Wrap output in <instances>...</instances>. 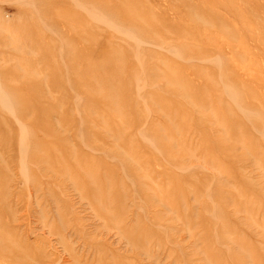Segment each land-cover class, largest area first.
Segmentation results:
<instances>
[{"label":"rangeland","instance_id":"obj_1","mask_svg":"<svg viewBox=\"0 0 264 264\" xmlns=\"http://www.w3.org/2000/svg\"><path fill=\"white\" fill-rule=\"evenodd\" d=\"M0 264H264V0H0Z\"/></svg>","mask_w":264,"mask_h":264},{"label":"bare ground","instance_id":"obj_2","mask_svg":"<svg viewBox=\"0 0 264 264\" xmlns=\"http://www.w3.org/2000/svg\"><path fill=\"white\" fill-rule=\"evenodd\" d=\"M172 49H173V48H172ZM170 50H171V49H170ZM172 51H173V50H172ZM1 103H2L6 108H8L5 102L2 101ZM8 110H9V109H8ZM15 119H16V118H15ZM81 122H82V121H81ZM21 124H22V123H21ZM22 130H24V129H22ZM25 131H26V130H25ZM79 131H80V129H79ZM22 133H23V132H22ZM24 134H25V133H24ZM22 146H23V145H22ZM25 146H26V145H25ZM23 147H24V146H23ZM23 154L26 155V152H25L24 150H23ZM26 158H27V157H26ZM21 162H22V161H21ZM24 163H25V162H22L23 165H24ZM6 164H7V163H6ZM26 166H27V164H26ZM26 166H24L25 169H26ZM24 171H25V170H24ZM26 171H27V169H26ZM27 182H28V181H27ZM31 186H32V191L36 193V192H37V189H36L35 185H34V186L31 185Z\"/></svg>","mask_w":264,"mask_h":264}]
</instances>
